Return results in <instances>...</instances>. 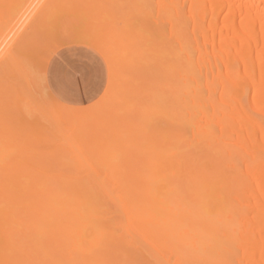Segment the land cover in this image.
Segmentation results:
<instances>
[{
	"label": "bare ground",
	"instance_id": "1",
	"mask_svg": "<svg viewBox=\"0 0 264 264\" xmlns=\"http://www.w3.org/2000/svg\"><path fill=\"white\" fill-rule=\"evenodd\" d=\"M73 41L100 51L113 78L96 110L45 101L50 114L33 74L43 83ZM124 69L138 82L117 81ZM87 114L91 155L65 133ZM131 248L157 264H264V0H0V264H135Z\"/></svg>",
	"mask_w": 264,
	"mask_h": 264
},
{
	"label": "rangeland",
	"instance_id": "2",
	"mask_svg": "<svg viewBox=\"0 0 264 264\" xmlns=\"http://www.w3.org/2000/svg\"><path fill=\"white\" fill-rule=\"evenodd\" d=\"M76 18L74 17V19L73 20H75ZM71 22H73V25L74 26H76L74 23H77L78 24V26L80 27V24L82 23V24H84L83 23V21H78L77 22V20H76V22H74V21H71ZM81 24V25H82ZM72 25V26H73ZM73 26V28H75ZM77 26V27H78ZM83 26H85V25H83ZM83 28V27H82ZM85 28V27H84ZM74 30V29H73ZM71 31V30H70ZM79 31L81 32V31H83V29H78L77 28V31L76 32H78L79 33ZM72 33H74L73 31H71ZM147 52H149V51H147ZM147 52L145 53L146 55H147ZM152 52V51H151ZM153 53V52H152ZM148 54H150V52L148 53ZM145 55V56H146ZM153 56V54H150V57H151V62L153 61V66H154V59L152 58V56ZM146 57H149V55L148 56H146ZM150 57H149V60H150ZM146 59V58H145ZM142 60H144V59H142ZM148 60V59H147ZM147 61V62H149V64H146V63H144L143 65L144 66H149V73L150 72H153V69H152V71H151V64L152 63H150V61ZM146 61V60H145ZM144 62V61H143ZM69 64H71V65H73V66H75V67H77L81 72H83V73H86L87 75H89V77L93 80V83H94V88H93V90L90 92V93H77V94H75V95H73V94H69V93H66V92H64V90H63V87H62V83H61V74H62V71H63V69H64V67L65 66H67V65H69ZM110 65H109V63H108V61H107V59L101 54V52L100 51H98L96 48H94L93 46H91V45H89V44H86V43H82L81 41H73V42H71V43H69V44H66L65 46H63V47H61L60 49H58L53 55H52V57L50 58V60H49V62H48V65H47V68H46V72H45V74H43L42 75V78H43V76L45 77V81L42 83L41 82V74H40V72L36 75L35 74V72H34V76L32 75V73L30 74L31 76H33L34 77V79H33V83H34V85H33V92H34V95L36 94L35 92H39L40 90H42V91H40L39 93H37L36 94V98H37V100L39 101V99H43V100H41L42 101V105L43 106H45L46 105V103H44L45 101L51 106H49V105H46L45 107H47V109H48V106L50 107V109L53 111V113H55L56 111H62L63 112V110H64V112L65 111H69V112H75V111H80V110H83L84 108L86 109H89V112L92 110V109H94L95 108V110H96V108H97V106L96 107H94V108H92L91 109V107H92V105L95 103V102H97L100 98H102V96L105 94V91L107 90V87H108V85H109V83H110V79L111 78H113V77H111L110 75H112L113 76V73H112V71H111V69H110V67H109ZM32 67V66H31ZM34 67V66H33ZM29 70V69H28ZM31 70H33V69H31ZM31 70H29V71H31ZM36 70V68L34 67V71ZM124 70H126V69H124ZM123 71V70H122ZM130 71V70H129ZM124 71V73L122 72V73H120L119 75H117L116 76V79H117V81H119L120 79H122V78H124V77H128V76H130V77H132L131 79V81H133V79H134V81H136V82H138V80L136 79L137 77H138V75L137 76H133V72L132 71ZM155 71V70H154ZM127 72V73H126ZM30 73V72H29ZM36 73H37V70H36ZM40 74V75H39ZM124 74V75H123ZM131 74V75H130ZM151 74V73H150ZM39 76H40V78H39ZM38 78V79H37ZM115 78V77H114ZM139 79V78H138ZM35 81V82H34ZM133 81V83H135ZM149 81V80H148ZM151 81V80H150ZM148 83H150V82H148ZM146 84V83H145ZM41 85L42 86H44V87H42V89H40V87H41ZM147 85V84H146ZM38 86V87H37ZM148 86H151V85H148ZM38 88V89H37ZM45 92V93H44ZM153 92V91H152ZM151 91H150V93H152ZM44 93V94H43ZM39 94V95H38ZM39 98V99H38ZM48 100V101H47ZM54 102H52V101ZM56 100H57V102H56ZM41 101H39V103L41 102ZM136 101V100H135ZM51 103H53V104H51ZM55 103H57V104H55ZM60 103V104H59ZM246 103H248V101L246 102ZM40 105H41V103H40ZM41 105V106H42ZM61 105V106H60ZM57 106H58V109H57ZM91 106V107H90ZM45 107H43V109L45 108ZM53 107V108H52ZM89 107V108H88ZM59 108H61V109H59ZM72 109V110H71ZM91 109V110H90ZM46 110V109H45ZM51 110H49L48 109V112L51 114ZM54 110H55V112H54ZM88 111V110H87ZM94 111V110H93ZM46 112V111H45ZM47 112V113H48ZM81 112V111H80ZM87 115H89V114H87ZM90 116V115H89ZM27 117H29L28 115H27ZM30 119V122H32L31 124L32 125H34L35 124V126H36V121L35 120H33V117H29ZM32 118V119H31ZM80 118H82L81 120L83 121H81L80 120ZM80 118H78L79 119V121L81 122V125H79V127H78V125L75 127V128H79V130H80V132L79 131H76L77 129H75L74 127H73V125L74 124H76L77 122H78V119H77V121L74 119L73 120V122L75 121V123H70L69 125H70V127H71V125H72V128H74L73 130H70V131H68V128L66 129V132L65 133H70L71 134V136L73 137V139H71L72 137H70V135L69 136H67L68 134H65L67 137H70L69 139H71L70 140V142H78V143H75V147L76 146H79V148H82V150L83 151H85V152H87V154L89 153V151H91L92 149H90V145H88V143L90 144V140H92L91 138H92V136L91 137H88V133L90 132L91 133V135H92V130H91V128H90V126H88V123L90 124V123H92V120H91V116L90 117H88L87 116V118L85 117V119H84V117H80ZM89 118V121L87 122V119ZM42 120H44V119H42ZM42 120H40L41 122L39 123V121L37 122V124L39 125L38 126V128L39 129H41L42 128V123L44 122L45 123V121H43L42 122ZM27 122H28V119H27ZM30 122H28L26 125H27V127L29 126V124H30ZM79 123V122H78ZM77 123V124H78ZM86 123H87V125H86ZM47 126L46 127H48V128H50L49 130V132L47 133V129L48 128H46V129H41V130H38V131H40V132H44V130L46 131V132H44V133H46L47 135H52L50 132H52L53 131V128H52V126L50 125V124H47V123H45ZM44 124V125H45ZM83 124V125H82ZM161 124H163V126L162 125H160V126H162V128H163V131L165 132V134H164V136H162L161 135V137H160V139L162 140V142H160L159 144H162V146L161 145H159L157 148L158 149H161V151H164V152H166V149H168L167 151H168V156H169V153H170V151L174 148V141H172L171 139H175V138H173V137H171L170 136V132L168 131V129H165L166 128V126L164 125L165 123H161ZM32 125H30V126H32ZM85 125V127H83ZM30 126L28 127V129L30 128ZM67 127H68V124H67ZM86 127H88V128H86ZM71 128V129H72ZM81 128V129H80ZM85 128V129H84ZM82 129H84V130H82ZM90 129V130H89ZM102 129V128H101ZM100 129V130H101ZM43 130V131H42ZM85 131L86 132V134L87 135H84L85 134V132H83L82 133V131ZM86 130H88V131H86ZM103 130V129H102ZM37 131V132H38ZM73 132V133H72ZM22 133H23V131H22ZM53 134H54V132H52ZM90 133H89V136H90ZM167 133V134H166ZM37 134H39V132L37 133ZM45 134V136H43V137H45V138H43V139H45L46 140V137H48L47 135ZM81 135L80 136V138H79V136L78 135ZM83 134V135H82ZM94 134V133H93ZM55 135V134H54ZM54 135H52V136H54ZM64 135V134H63ZM64 135V136H65ZM168 135V136H167ZM52 136H49L48 138H49V140L50 139H52L50 142H53V141H57V138L55 139L54 137H56V136H54V137H52ZM63 136V137H64ZM65 136V137H66ZM77 136V137H76ZM58 137V136H57ZM61 138H63L62 136H60ZM58 138L59 140H58V142L60 141V139L61 138ZM167 137V138H166ZM48 138H47V140H48ZM78 138V139H77ZM83 138V139H82ZM166 138V139H165ZM168 138H170V140L168 139ZM53 139H55V140H53ZM65 139V138H64ZM64 139H63V142L65 143V141H64ZM75 139V140H74ZM80 139V140H79ZM44 140V141H45ZM48 140V141H49ZM74 140V141H73ZM159 140V139H158ZM164 140V141H163ZM62 141V140H61ZM66 141H67V139H66ZM160 141V140H159ZM50 142H47L48 143V145L47 146H49V143ZM164 142H166V144L164 143ZM171 142H174V143H172L171 144ZM165 144V146H164V144ZM45 144H46V141H45ZM52 144V143H51ZM51 144H50V147H51ZM55 144V143H54ZM56 144H57V142H56ZM62 144V143H61ZM77 144V145H76ZM83 146H82V145ZM167 144H169V145H167ZM53 145V144H52ZM59 145V144H58ZM87 147H86V146ZM166 145H167V147H166ZM56 146V145H55ZM173 146V147H172ZM45 147V146H44ZM50 147H48V148H50ZM86 147V148H85ZM48 148H46V149H48ZM52 148H53V146H52ZM77 148V147H76ZM78 148V149H79ZM84 148V149H83ZM90 150H89V149ZM44 149V148H43ZM45 149V150H46ZM58 149H60V148H58ZM86 149V150H85ZM88 150V151H87ZM94 150V149H93ZM91 151V153L92 152H94V151ZM37 151V150H36ZM91 153H89L90 155H91ZM163 155H165L164 153H163ZM168 156H166L165 155V159L166 160H164V166H166V167H164L163 166V173L162 174H167V173H170L169 171H170V164H169V160H167V158L166 157H168ZM69 159H67V162L70 164V163H72V161L71 162H69L68 161ZM67 163V164H68ZM167 163V164H166ZM68 164V165H69ZM166 164V165H165ZM169 164V165H168ZM67 165V166H68ZM71 165H73V166H75L76 164L73 162L72 164H70L68 167H70ZM68 167H66L65 169L67 170V172H66V170H64L63 168H61L62 170H64L65 172H63L62 170H60V168H59V170H60V172L61 173H63V174H65L66 173V175H78V173H80L79 174V176H83L84 174H83V172L85 173V171L82 169V171H81V169H80V171L82 172V174H81V172L79 171V170H77L76 169V171L75 170H72V173L70 172L71 170H70V168L69 169H67ZM76 167V166H75ZM75 167H72L71 166V168L72 169H75ZM55 168V167H54ZM169 168V170H167ZM53 169V168H52ZM56 170V169H55ZM55 170L53 171L52 170V174H54L53 172H55ZM68 170H70L69 171V174H68ZM164 171H167V173L166 172H164ZM57 173H60L59 171H58V167H57V171H56ZM76 172V173H75ZM51 173V172H50ZM75 173V174H74ZM85 176V175H84ZM113 175H112V177H111V179H110V181H111V185H112V182L114 181V179H113ZM113 179V180H112ZM118 181V180H117ZM117 181H115L114 182V184L115 185H117V184H119V185H117V187L116 186H114V184L111 186L112 187V192H113V194H115V188L117 189V190H119V193H120V189H122V190H124L125 189V185H122V184H124L123 182H120V183H118ZM216 181H219V180H216ZM212 182H214V180L212 181ZM121 184V185H120ZM115 187V188H114ZM123 187H124V189H123ZM113 188H114V191H113ZM117 190H116V193H117ZM121 190V193H122V196H121V193L119 194V193H117L116 195H120L121 197H124L125 195H124V193H125V190L124 191H122ZM164 190H167L166 188L165 189H163L162 191L164 192ZM210 206H212V205H210ZM217 207H219V205H216ZM213 207V206H212ZM215 207V206H214ZM104 212H106L107 214H106V217L109 219V221L111 222V225H112V227H113V230H114V233L116 234V235H119V234H121L122 232H124V230H125V228H124V218L122 217V216H119V217H117L116 215H115V213L113 212L114 210H115V208L112 206V205H108V206H103L102 208H101ZM217 210H219L220 211V209L218 208ZM219 211H216V209H215V211H213L212 213H205V216L206 217H209V218H211V219H213V218H215V217H217L218 216V214L219 213H217V212H219ZM217 215V216H216ZM96 236H97V232H93L92 230H88V232H87V235H86V239L88 240V241H92L94 238H96ZM122 242L123 243H126L128 240H130V237L129 236H127L126 235V233L124 232V235H123V237H122ZM131 251H132V253L133 254H135V256H136V258H137V260H136V263L135 264H157V260H156V258H155V256L153 255V254H151L148 250H146V249H144V248H140V249H137L136 250V248H131ZM239 255V252L237 253V254H235V256H234V258H233V260L235 261L236 260V257ZM232 260V261H233ZM233 261V262H234Z\"/></svg>",
	"mask_w": 264,
	"mask_h": 264
},
{
	"label": "snow or ice",
	"instance_id": "3",
	"mask_svg": "<svg viewBox=\"0 0 264 264\" xmlns=\"http://www.w3.org/2000/svg\"><path fill=\"white\" fill-rule=\"evenodd\" d=\"M61 83L64 92L69 94L90 93L94 88L93 80L77 67L69 64L64 67L61 74Z\"/></svg>",
	"mask_w": 264,
	"mask_h": 264
}]
</instances>
